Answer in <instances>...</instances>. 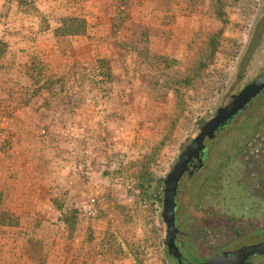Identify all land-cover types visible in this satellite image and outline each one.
<instances>
[{"label": "rangeland", "instance_id": "1", "mask_svg": "<svg viewBox=\"0 0 264 264\" xmlns=\"http://www.w3.org/2000/svg\"><path fill=\"white\" fill-rule=\"evenodd\" d=\"M258 1L0 0V214L11 220L0 264H170L158 178L252 75L240 56ZM65 17L82 18L84 32L60 35ZM10 22L38 46L24 49L25 66ZM23 120L30 136L15 131ZM254 212L258 223L264 205ZM230 235L209 244L246 237Z\"/></svg>", "mask_w": 264, "mask_h": 264}, {"label": "flooded vegetation", "instance_id": "2", "mask_svg": "<svg viewBox=\"0 0 264 264\" xmlns=\"http://www.w3.org/2000/svg\"><path fill=\"white\" fill-rule=\"evenodd\" d=\"M240 60L244 62L245 71L252 67V75L245 77L239 88L229 93L218 106L226 104L231 94L237 93L264 70V0L257 2ZM218 136L223 137L222 144L225 146L232 145L227 140L230 136L240 139L234 147L213 149ZM204 145L199 159L193 158L188 169L181 174L174 195L176 231L173 242L178 256L169 254L164 243L166 223L162 212L163 177L166 173L157 181L160 191L158 217L164 224L163 243L170 264H206L205 260L218 251L264 244V216L258 223L247 220L255 215L257 203L264 205V87L217 130L213 138L205 139ZM186 195L187 201L184 203L183 197ZM200 198L207 201L205 206H201ZM244 221L249 223L245 226ZM225 229L230 230V237H246L244 241L229 246L222 242H217V246L210 245L209 237L217 240L218 233ZM244 264H264V252L247 257Z\"/></svg>", "mask_w": 264, "mask_h": 264}, {"label": "water", "instance_id": "3", "mask_svg": "<svg viewBox=\"0 0 264 264\" xmlns=\"http://www.w3.org/2000/svg\"><path fill=\"white\" fill-rule=\"evenodd\" d=\"M264 87V70L254 79L246 83L237 93L231 94L230 100L215 109L212 116L199 125L197 134L191 137L180 149L177 158L169 167L163 177V220L166 223V235L164 243L167 246L169 254L176 253V247L173 242L174 226L173 207L174 195L178 180L181 174L188 169V164L193 158L199 159L204 148V141L207 138H213L217 130L233 118V116ZM195 166V165H194ZM264 252V244H254L243 246L231 251H218L205 260L206 264H244L247 257ZM180 264V262H179Z\"/></svg>", "mask_w": 264, "mask_h": 264}, {"label": "trees", "instance_id": "4", "mask_svg": "<svg viewBox=\"0 0 264 264\" xmlns=\"http://www.w3.org/2000/svg\"><path fill=\"white\" fill-rule=\"evenodd\" d=\"M83 19L82 18H79V17H65L64 19L61 20L59 26L57 27L59 30H60V35H63V36H71V35H74V34H82V32H84V23H83ZM7 32H8V35H10L11 37H14L12 38V43L11 45L15 46L16 48L14 50H12V53H13V56H14V60L17 64L19 65H22V66H25L27 65V60L25 58V51L24 49H28L30 48V50L32 51V54H34V50L36 51L37 50V45L36 43H34L33 45L31 44H27L26 43V39L25 37H23L22 35H20V32L22 31V28H21V25L17 24V23H13V22H10V23H7ZM39 38H46V36H42V35H38ZM38 39V37H37ZM34 41V39H33ZM36 42V41H35ZM52 41L48 40L46 42V44L44 45L43 49L45 48L46 45H49L51 44ZM214 39L212 38V41H211V49H212V53L214 52L215 50V46H214ZM32 46V47H31ZM41 50V49H40ZM44 52V51H43ZM43 57H37V55H33L32 56V59H31V62L32 61H40ZM100 62H105L104 59H99ZM30 76V75H29ZM7 80V79H6ZM2 84H4V89L7 88V95H11L13 94V92L15 91V86L13 84H8L5 82V80H2ZM54 81L50 80L49 83H47V85L45 86L47 89L50 90V88L52 86H54ZM6 86V87H5ZM36 92H39V91H36ZM61 101L58 100L57 103H53L54 106L52 107H55L54 109H59L60 110V107H59V103ZM43 115H34V117L32 118L34 121H41V120H45L46 118V113H42ZM43 117V118H42ZM23 125L21 126V123L17 125V127H15V131H18L20 132L21 134L23 135H28L30 136L31 135V130H30V126H31V121L29 122L28 120H23ZM27 124V126H26ZM4 216H2V213L0 214V227H4L6 225L10 226L11 225V220L8 222V221H5ZM17 219V218H16Z\"/></svg>", "mask_w": 264, "mask_h": 264}]
</instances>
